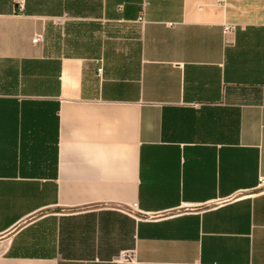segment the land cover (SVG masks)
<instances>
[{"label": "crops", "instance_id": "crops-1", "mask_svg": "<svg viewBox=\"0 0 264 264\" xmlns=\"http://www.w3.org/2000/svg\"><path fill=\"white\" fill-rule=\"evenodd\" d=\"M0 264H264V0H0Z\"/></svg>", "mask_w": 264, "mask_h": 264}, {"label": "built area", "instance_id": "built-area-1", "mask_svg": "<svg viewBox=\"0 0 264 264\" xmlns=\"http://www.w3.org/2000/svg\"><path fill=\"white\" fill-rule=\"evenodd\" d=\"M234 28L233 27H229V26H226L225 30H227V32H231ZM33 43L35 44H39L40 42H42L43 40V36L41 34H36L33 38Z\"/></svg>", "mask_w": 264, "mask_h": 264}]
</instances>
